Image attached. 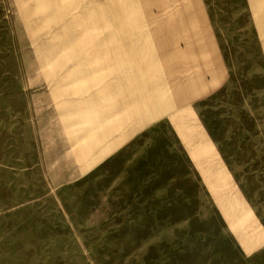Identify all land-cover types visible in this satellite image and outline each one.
I'll list each match as a JSON object with an SVG mask.
<instances>
[{
  "label": "rangeland",
  "instance_id": "1",
  "mask_svg": "<svg viewBox=\"0 0 264 264\" xmlns=\"http://www.w3.org/2000/svg\"><path fill=\"white\" fill-rule=\"evenodd\" d=\"M138 2L172 96L203 33L226 78L95 166L130 2L0 0V264H264V0Z\"/></svg>",
  "mask_w": 264,
  "mask_h": 264
},
{
  "label": "crops",
  "instance_id": "2",
  "mask_svg": "<svg viewBox=\"0 0 264 264\" xmlns=\"http://www.w3.org/2000/svg\"><path fill=\"white\" fill-rule=\"evenodd\" d=\"M127 1L132 5L129 3H127L128 5L124 4L122 8H125V10L122 16L119 14V18L114 20L116 30L119 32L116 39L112 37L113 45L115 44L116 46V57L114 59L117 62V67L121 69H118L119 73L122 72L118 75V79L114 81V83L117 82V97L114 94H109V81L107 77L106 79L104 78V139L101 140L99 146H96L100 147L104 144V147H100L96 151L95 166L118 155L131 142L135 141V138L139 137L142 131L141 125L148 127L156 125L158 119L168 116L166 113L169 108H175L176 112L177 105L180 102H187L192 97L188 96L190 95L189 92L193 91L192 86L195 90H200L199 86L204 83V86H207L204 92H207L212 89H219L223 86L226 78L224 67L216 59L209 68L204 69L205 64H203V59L212 55L215 50L212 48L213 43L210 38L203 33L200 42H198L201 45L200 47L195 46L196 44L193 46L188 43L185 44L189 49L191 48L192 55H206H202L201 58H198V55L192 57V60H195L194 62L202 64V68L197 70L199 72L196 73V78L191 82L187 78L185 83L182 82L178 86L176 84L178 90H175V84L172 83L170 89L174 91L173 96L175 95V97H173L162 77L163 72L159 63L160 61L157 60L155 45L139 11V0ZM143 1L146 2L145 8H167L169 11L172 9L183 10L185 16L192 19L188 23L187 29H183L188 30L193 27L197 29V32L199 31L198 33L204 31V22H202L201 18L197 17L201 9L198 0H180L178 2L179 5L176 4L177 6L173 0H166L167 4L165 5L162 4L164 0ZM251 6H255V4L252 3ZM124 39L129 42L130 47L125 52H123L124 50L120 52L117 40L124 41ZM262 40H264V33L262 34ZM122 55H126L127 63L130 64L132 71L123 70V62L125 60L122 59L124 57ZM196 59L200 61L198 62ZM187 65L185 63L183 66ZM141 87L145 88L141 89ZM143 91H145L148 97L143 103L144 106L141 103V92ZM197 92L202 93L203 91ZM114 100L119 101V103L112 105ZM169 116L172 115L169 114Z\"/></svg>",
  "mask_w": 264,
  "mask_h": 264
}]
</instances>
